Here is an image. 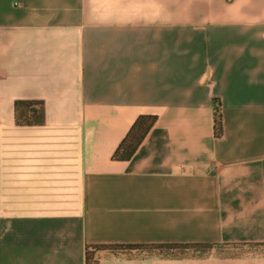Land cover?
<instances>
[{"label": "crops", "instance_id": "crops-1", "mask_svg": "<svg viewBox=\"0 0 264 264\" xmlns=\"http://www.w3.org/2000/svg\"><path fill=\"white\" fill-rule=\"evenodd\" d=\"M17 99L43 100L44 124L17 125ZM142 114L155 124L113 160ZM191 242L264 243V0H0V264Z\"/></svg>", "mask_w": 264, "mask_h": 264}, {"label": "trees", "instance_id": "trees-1", "mask_svg": "<svg viewBox=\"0 0 264 264\" xmlns=\"http://www.w3.org/2000/svg\"><path fill=\"white\" fill-rule=\"evenodd\" d=\"M15 122L19 126L42 125L45 122V104L39 99H17L14 102ZM157 120L154 115H140L121 141L112 159L115 161L130 160ZM213 129L216 137L223 133V120L220 103H216L213 117ZM261 245L264 243H155V244H105L88 245L86 264H99V252L111 255L138 253L163 259H203L212 253L219 257H238L248 253H235L230 250L238 246Z\"/></svg>", "mask_w": 264, "mask_h": 264}, {"label": "rangeland", "instance_id": "rangeland-1", "mask_svg": "<svg viewBox=\"0 0 264 264\" xmlns=\"http://www.w3.org/2000/svg\"><path fill=\"white\" fill-rule=\"evenodd\" d=\"M230 251L235 253H259V252H264V246L261 245L238 246L237 248H233Z\"/></svg>", "mask_w": 264, "mask_h": 264}]
</instances>
